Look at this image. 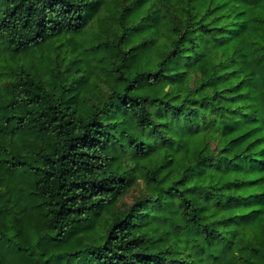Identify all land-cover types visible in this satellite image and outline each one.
<instances>
[{
  "label": "trees",
  "instance_id": "obj_1",
  "mask_svg": "<svg viewBox=\"0 0 264 264\" xmlns=\"http://www.w3.org/2000/svg\"><path fill=\"white\" fill-rule=\"evenodd\" d=\"M147 2L0 0V217L39 221L12 264H264V0Z\"/></svg>",
  "mask_w": 264,
  "mask_h": 264
},
{
  "label": "rangeland",
  "instance_id": "obj_2",
  "mask_svg": "<svg viewBox=\"0 0 264 264\" xmlns=\"http://www.w3.org/2000/svg\"><path fill=\"white\" fill-rule=\"evenodd\" d=\"M153 1L154 0H149L147 3L149 4ZM104 13L105 11H101L97 17H93L89 21L87 28H85L82 32H69L62 36L53 38L50 44H45V51L50 52V54L54 55L57 60L64 55L69 56L67 61H69L71 57L74 58L76 52L71 51V53H67V50H69L71 46L73 48L80 49L83 46L91 45L95 41V34L93 31H102L101 17L104 16ZM39 56H31L30 60H26L25 63H35L38 61ZM61 68L64 69L65 66ZM98 71L99 73H103L102 69L100 71V69L96 68V71H94L92 75L95 77ZM145 193V182L143 178H138L137 183L118 203L117 210L126 208L137 198L142 197ZM2 211L7 212L8 207L0 204V213H2ZM12 213L13 217H9V219H7L9 221L8 228L2 225L4 219L0 217V264H12L11 262L17 259L16 253H19L23 256H28L30 254L31 251L27 246V240H31L29 235L31 231L30 228L38 225L39 223L35 213H27L24 210L18 211V208L13 209ZM20 248L22 249L19 250ZM23 262L24 261H22L20 264H24ZM61 264H77V262L66 261Z\"/></svg>",
  "mask_w": 264,
  "mask_h": 264
}]
</instances>
